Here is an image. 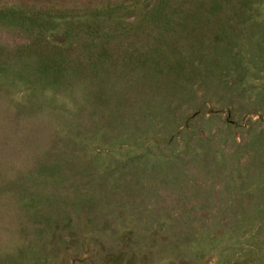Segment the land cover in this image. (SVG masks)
<instances>
[{
    "label": "rangeland",
    "instance_id": "obj_1",
    "mask_svg": "<svg viewBox=\"0 0 264 264\" xmlns=\"http://www.w3.org/2000/svg\"><path fill=\"white\" fill-rule=\"evenodd\" d=\"M0 264H264V0H0Z\"/></svg>",
    "mask_w": 264,
    "mask_h": 264
},
{
    "label": "trees",
    "instance_id": "obj_2",
    "mask_svg": "<svg viewBox=\"0 0 264 264\" xmlns=\"http://www.w3.org/2000/svg\"><path fill=\"white\" fill-rule=\"evenodd\" d=\"M35 36V35H34ZM90 36H92V35H90ZM94 36V35H93Z\"/></svg>",
    "mask_w": 264,
    "mask_h": 264
}]
</instances>
